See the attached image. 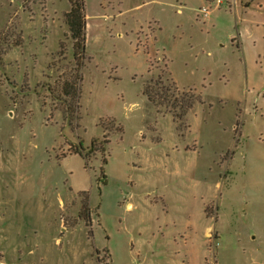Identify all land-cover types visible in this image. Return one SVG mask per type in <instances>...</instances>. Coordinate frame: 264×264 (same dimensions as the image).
<instances>
[{
	"label": "rangeland",
	"instance_id": "obj_1",
	"mask_svg": "<svg viewBox=\"0 0 264 264\" xmlns=\"http://www.w3.org/2000/svg\"><path fill=\"white\" fill-rule=\"evenodd\" d=\"M84 5L0 0V264H264V0Z\"/></svg>",
	"mask_w": 264,
	"mask_h": 264
},
{
	"label": "trees",
	"instance_id": "obj_2",
	"mask_svg": "<svg viewBox=\"0 0 264 264\" xmlns=\"http://www.w3.org/2000/svg\"><path fill=\"white\" fill-rule=\"evenodd\" d=\"M70 9L65 13L68 28L73 39V50L79 68L82 65L85 40V13L84 0H69ZM20 43V42H19ZM148 94V93H147ZM150 97V95L148 94ZM87 208V206H85Z\"/></svg>",
	"mask_w": 264,
	"mask_h": 264
},
{
	"label": "crops",
	"instance_id": "obj_3",
	"mask_svg": "<svg viewBox=\"0 0 264 264\" xmlns=\"http://www.w3.org/2000/svg\"><path fill=\"white\" fill-rule=\"evenodd\" d=\"M215 15L212 17V22L210 23V33H212V36L215 39H218L219 41L222 38L231 39L235 34L232 32L233 27V15L229 11H225L223 9L216 10ZM219 19V22H217V19ZM226 41V42H227Z\"/></svg>",
	"mask_w": 264,
	"mask_h": 264
},
{
	"label": "built area",
	"instance_id": "obj_4",
	"mask_svg": "<svg viewBox=\"0 0 264 264\" xmlns=\"http://www.w3.org/2000/svg\"><path fill=\"white\" fill-rule=\"evenodd\" d=\"M217 2H220V0H217ZM201 10H202L205 14L208 13V7H207V6H204Z\"/></svg>",
	"mask_w": 264,
	"mask_h": 264
}]
</instances>
